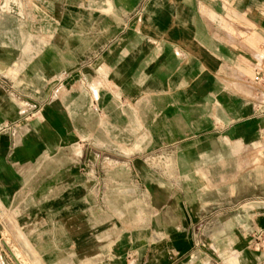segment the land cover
<instances>
[{"label": "crops", "instance_id": "1", "mask_svg": "<svg viewBox=\"0 0 264 264\" xmlns=\"http://www.w3.org/2000/svg\"><path fill=\"white\" fill-rule=\"evenodd\" d=\"M0 206L47 264H256L264 0H0Z\"/></svg>", "mask_w": 264, "mask_h": 264}, {"label": "rangeland", "instance_id": "2", "mask_svg": "<svg viewBox=\"0 0 264 264\" xmlns=\"http://www.w3.org/2000/svg\"><path fill=\"white\" fill-rule=\"evenodd\" d=\"M150 159L149 157L147 161L151 162ZM124 178L122 179L125 180ZM128 179V187L115 189V191L118 190L122 202L120 205L114 206V213L119 221L122 218L124 224L127 222L129 227H132L140 222V217L136 210L138 207L136 187L131 182V176ZM29 239L25 231H19L17 228V221L14 219L12 212L0 206V264H47L42 261L40 254L32 248ZM258 241L260 242L257 238L253 241V245ZM261 248L263 247L255 249V253H252V261L257 262L256 264H261L258 258V255L262 254ZM210 258L198 254L195 258L181 261L179 264H224L222 260L212 257L211 254Z\"/></svg>", "mask_w": 264, "mask_h": 264}, {"label": "built area", "instance_id": "3", "mask_svg": "<svg viewBox=\"0 0 264 264\" xmlns=\"http://www.w3.org/2000/svg\"><path fill=\"white\" fill-rule=\"evenodd\" d=\"M253 81H258L260 80V77L259 75H255L253 78H252ZM258 238V240H260V242H255V246L259 249L260 247H264V237L260 235V233H257L256 234V239ZM255 239V240H256ZM263 244V245H262Z\"/></svg>", "mask_w": 264, "mask_h": 264}]
</instances>
